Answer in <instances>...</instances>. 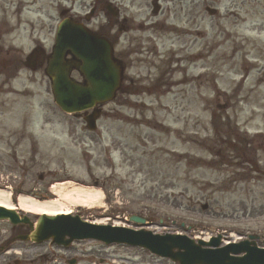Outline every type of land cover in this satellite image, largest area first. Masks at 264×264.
Masks as SVG:
<instances>
[{"label": "rangeland", "instance_id": "1", "mask_svg": "<svg viewBox=\"0 0 264 264\" xmlns=\"http://www.w3.org/2000/svg\"><path fill=\"white\" fill-rule=\"evenodd\" d=\"M47 2L0 0V61L18 62L0 70V182L23 189L99 187L105 201L102 208L81 209L88 220L190 237L241 223L246 232L263 234L264 0H221L219 16L205 13L203 60L190 56L200 47L192 45L174 54L170 67L159 55L182 41L157 39L160 54L135 57L123 89L101 106L95 131L82 114L55 104L46 64H25L35 45L52 51L60 17ZM239 158L260 162L251 167ZM131 213L150 224L128 223ZM9 224L0 221V246ZM75 246L54 250L46 264H67L72 256L80 264L104 258L107 264H174L141 247Z\"/></svg>", "mask_w": 264, "mask_h": 264}, {"label": "water", "instance_id": "2", "mask_svg": "<svg viewBox=\"0 0 264 264\" xmlns=\"http://www.w3.org/2000/svg\"><path fill=\"white\" fill-rule=\"evenodd\" d=\"M80 59L72 63L66 59L68 53ZM77 65L85 77L81 83L71 77L73 66ZM46 74L51 79L56 104L66 113L79 114L97 104L112 100L121 83V69L112 58L111 47L104 39L91 34L83 26L65 20L61 23L53 52L48 59ZM100 110L85 117L88 127L96 129ZM0 220L13 224L27 223L28 217L5 208H0ZM130 221L146 224L147 219L131 215ZM70 239L65 241L64 238ZM23 239L45 241L51 238L58 244L68 245L74 239L95 238L106 243H126L149 249L162 257H170L181 264H264V249L250 247L247 243L231 244L217 249H205L203 245L218 246L220 239L196 243L186 235L154 234L145 230L122 227L95 226L83 222L79 216H40L36 230ZM246 252L242 257L231 253Z\"/></svg>", "mask_w": 264, "mask_h": 264}, {"label": "flooded vegetation", "instance_id": "3", "mask_svg": "<svg viewBox=\"0 0 264 264\" xmlns=\"http://www.w3.org/2000/svg\"><path fill=\"white\" fill-rule=\"evenodd\" d=\"M221 0H48L57 14L85 26L91 33L105 39L113 49V58L123 69L131 66L133 60L144 53L157 52L156 40L168 37V41H182L179 50L168 48L161 62H169L172 67L173 55L179 54L199 45L197 54L193 56L203 57L205 32V11L209 15V8L217 10V4ZM23 5L18 8L20 13ZM215 11V10H214ZM142 12H146L141 17ZM216 11L214 12V16ZM143 20V21H142ZM152 30V35L145 33V29ZM162 56V55H160ZM76 62V59H73ZM74 74L79 75L76 70ZM126 76H124L125 78ZM134 82L133 80L131 83ZM42 180L44 177L40 175ZM46 189V188H45ZM42 194V189H40ZM35 218V216H32ZM36 219H31L27 224L9 225L6 230L8 236L6 242L0 246V260L2 264H46L50 261L51 252L64 250L71 252L76 250L75 244L88 241H74L69 246L58 245L52 240L46 242L26 241L19 238L31 231V225ZM31 224V225H30ZM247 235L245 238H249ZM256 240V239H255ZM260 245V238L256 241ZM104 247L103 244H101ZM48 249L49 252L46 251ZM21 253V254H20ZM35 254L31 259H18V254ZM52 254V255H53ZM13 257H16L13 259ZM60 257V256H59ZM8 258V259H7ZM30 260V262H28ZM58 260V259H57ZM103 262V259H99ZM80 264L77 256L66 259L67 264ZM96 263V262H95Z\"/></svg>", "mask_w": 264, "mask_h": 264}, {"label": "bare ground", "instance_id": "4", "mask_svg": "<svg viewBox=\"0 0 264 264\" xmlns=\"http://www.w3.org/2000/svg\"><path fill=\"white\" fill-rule=\"evenodd\" d=\"M55 197L48 201H40L28 195H21L18 204L14 205L9 190L0 189V206L16 212L22 211L36 215H69L76 208L93 209L103 204L105 193L100 188L71 185L70 183L55 184L51 188Z\"/></svg>", "mask_w": 264, "mask_h": 264}]
</instances>
